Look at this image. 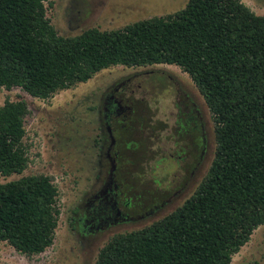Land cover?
<instances>
[{"label":"trees","instance_id":"16d2710c","mask_svg":"<svg viewBox=\"0 0 264 264\" xmlns=\"http://www.w3.org/2000/svg\"><path fill=\"white\" fill-rule=\"evenodd\" d=\"M46 1L0 0V88L47 100L112 67L176 66L191 77L215 128L213 161L191 197L152 224L112 237L95 264H232L264 225V15L242 0H188L173 14L62 36ZM28 114L24 100L0 106L2 177L28 167ZM143 121L115 133L118 175L127 152L141 149L135 136ZM58 203L51 177L0 183V242L27 256L44 253L56 239Z\"/></svg>","mask_w":264,"mask_h":264},{"label":"rangeland","instance_id":"374dc122","mask_svg":"<svg viewBox=\"0 0 264 264\" xmlns=\"http://www.w3.org/2000/svg\"><path fill=\"white\" fill-rule=\"evenodd\" d=\"M187 2L188 0H47L46 6L47 16L59 34L75 36L90 28L114 30L140 20L173 14L184 8ZM242 2L256 15H264V0ZM152 68H161L185 83V88L196 100V109L200 111L197 121L202 133L203 157H206L203 171L200 174L193 168L192 134L177 133V122L184 120L181 115L186 102L183 93L178 92L170 82L164 89L149 87L148 90L143 88L137 91L140 118L145 119L143 122L146 126L142 129L143 132L135 136L142 141L141 149L137 154L132 152L134 155L127 152L126 157L133 164L124 165V171L117 178L124 180L125 194L134 204L135 209L128 211L131 217L137 218L150 212L152 206L156 213L142 221H132L96 233L86 230V236L74 230L71 220L77 212L86 208L87 195L99 191L101 187L96 184L99 173L97 144L101 96L108 84L132 69L112 67L103 70L87 83L60 91L47 100L33 98L20 88H0V106L7 100H24L29 107L24 140L29 157L28 167L22 175L15 174L8 178L0 175V183L18 180L23 176L51 177L59 190L60 209L56 239L50 248L40 255L27 256L8 243L0 242V264H95L100 249L112 237L152 224L191 197L214 158V124L200 92L188 74L176 66L159 65ZM138 83L135 81L133 88ZM162 83L166 84V81ZM142 98L144 102L140 103ZM105 174L104 172V177ZM193 175L196 177L193 178ZM157 202L164 206H159ZM232 264H264V225L234 255Z\"/></svg>","mask_w":264,"mask_h":264},{"label":"flooded vegetation","instance_id":"af4514ba","mask_svg":"<svg viewBox=\"0 0 264 264\" xmlns=\"http://www.w3.org/2000/svg\"><path fill=\"white\" fill-rule=\"evenodd\" d=\"M159 66V65H157ZM133 68L126 74L119 76L106 86V90L102 93L100 111V134L98 137V161L99 173L97 175L96 184H100L99 191L90 192L86 197V208L76 213L73 228L79 234H86V230L93 233L110 229L117 225L126 224L132 221H142L147 217L155 214L156 211L144 213L142 216L133 218L128 211L134 210L132 200L125 194L124 180L118 177L119 172V155L122 151L118 148V140L115 133L122 135L130 124L133 127H140L141 124L136 122L141 117L140 107L136 92L149 87L164 89L169 82L176 86L178 92H182L185 96V107L181 115L184 120L177 122L178 135L189 133L192 134L191 151L194 153V170L200 174L204 168L206 157H203L202 141L198 138L201 136L200 125L197 121L198 111L194 96L185 88V83L175 78L173 75L167 74L161 68ZM166 81L162 83V81ZM139 82L133 88L134 82ZM144 102V98L140 100ZM191 108V110H190ZM187 109V110H186ZM189 111V113H186ZM180 114V113H179ZM147 121V120H146ZM144 123V122H142ZM183 127V128H182ZM121 142V138H120ZM126 147V146H125ZM206 153V152H205ZM199 155V156H198ZM208 156V155H207ZM172 158V156H171ZM205 160V161H204ZM133 163L126 161L124 165L129 166ZM120 169L124 171L123 167ZM105 177L103 176V173ZM196 174V173H195ZM196 175H193L195 178ZM99 185V186H100ZM164 206V205H163ZM162 206V207H163ZM79 230V231H78ZM83 230V231H82Z\"/></svg>","mask_w":264,"mask_h":264}]
</instances>
